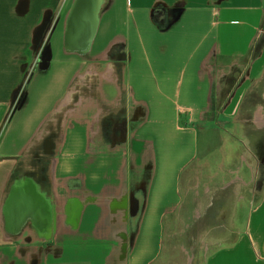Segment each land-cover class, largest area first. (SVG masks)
Returning <instances> with one entry per match:
<instances>
[{
    "label": "crops",
    "instance_id": "1",
    "mask_svg": "<svg viewBox=\"0 0 264 264\" xmlns=\"http://www.w3.org/2000/svg\"><path fill=\"white\" fill-rule=\"evenodd\" d=\"M74 3L0 0V264H177L166 236L194 163L235 136L240 145L242 122L264 109V46L243 61L264 32V0H104L84 51L65 44ZM170 9L178 19L160 26L154 13L167 24ZM124 93L143 111L112 136L101 106ZM42 140L34 186L45 200L31 211L41 219L30 212L12 233L7 204L25 207L28 155ZM204 264H264V188L245 229Z\"/></svg>",
    "mask_w": 264,
    "mask_h": 264
},
{
    "label": "rangeland",
    "instance_id": "2",
    "mask_svg": "<svg viewBox=\"0 0 264 264\" xmlns=\"http://www.w3.org/2000/svg\"><path fill=\"white\" fill-rule=\"evenodd\" d=\"M46 44L47 41L44 47ZM105 89L108 94H117L114 85L106 84ZM125 101L124 93L122 99L116 100L112 105L102 104L103 125L106 131L110 129L111 116L122 119L127 117L129 111V126L132 129L136 123L133 116L137 109L139 114H142L143 108L131 104L129 106V102L127 104ZM262 107L263 105L255 106L248 114L251 120L242 122L240 145L239 137L235 136V139H230L226 144L224 150L216 152L208 160H197L194 163L193 184L187 189L181 206L182 211L178 212L174 222L169 224L172 227H168L166 236L167 246L171 247L170 255L177 260V264H204L207 255L217 245L245 229L250 209L264 188V126L258 128L252 121L253 117L256 119V110L264 114ZM208 115L212 116V107ZM106 138L108 139V136ZM128 141L130 136L124 144ZM35 144L41 151L42 142ZM34 153L29 152L28 166L26 164L25 167V172L31 175L30 180L33 182L42 180V169L41 166L38 167L39 158ZM141 154L143 157L140 159H143L144 163L150 162L148 151ZM136 160V166L133 167L135 174L140 170ZM147 176L148 170L145 178Z\"/></svg>",
    "mask_w": 264,
    "mask_h": 264
},
{
    "label": "water",
    "instance_id": "3",
    "mask_svg": "<svg viewBox=\"0 0 264 264\" xmlns=\"http://www.w3.org/2000/svg\"><path fill=\"white\" fill-rule=\"evenodd\" d=\"M103 1L104 0H75L65 32V44L68 49L76 51L88 49L98 25ZM26 184L32 185H23L28 198L24 202L25 207L23 209L14 207L13 199H15V197L11 198L7 204V229L12 233H19L27 223L29 213L38 207L37 201L39 202L41 199L43 201L45 200L44 197L36 191L34 182L27 181ZM47 208H49V206H47ZM41 211L46 213L47 210L41 208Z\"/></svg>",
    "mask_w": 264,
    "mask_h": 264
},
{
    "label": "trees",
    "instance_id": "4",
    "mask_svg": "<svg viewBox=\"0 0 264 264\" xmlns=\"http://www.w3.org/2000/svg\"><path fill=\"white\" fill-rule=\"evenodd\" d=\"M169 12L171 14H170V17H169V19L167 21V24H165L162 20H158V16H157L156 12L154 13V20L158 21L159 25L162 26V27H166V26L172 25L178 19L179 10L178 9H170ZM263 27H264V21H263ZM263 46H264V32L260 33V35L256 38L253 46L251 47L250 51L248 52V54L246 55V57L243 60L244 61V65H246L257 53H259L260 50L263 48ZM234 72H235L236 77L233 80L232 84L230 82V85H232L231 88L235 85L236 80L241 75L242 69L237 67L234 70ZM227 93L228 92H226L225 94L227 95ZM212 133L215 134V131H213ZM213 138L216 139V136H213Z\"/></svg>",
    "mask_w": 264,
    "mask_h": 264
},
{
    "label": "flooded vegetation",
    "instance_id": "5",
    "mask_svg": "<svg viewBox=\"0 0 264 264\" xmlns=\"http://www.w3.org/2000/svg\"><path fill=\"white\" fill-rule=\"evenodd\" d=\"M112 55H115V54H112ZM127 123L125 121L124 118L122 119H113L111 121V126H110V129L108 128V131H109V135H112V136H115L117 135L118 137H121V136H127ZM49 135V134H48ZM44 140V138H43ZM43 140H42V143H43ZM50 140V137H45V141H49ZM41 146V144H40ZM32 152H35L34 155H37L39 152H41L39 150V146L37 147V145L35 144L33 146V149H32Z\"/></svg>",
    "mask_w": 264,
    "mask_h": 264
},
{
    "label": "bare ground",
    "instance_id": "6",
    "mask_svg": "<svg viewBox=\"0 0 264 264\" xmlns=\"http://www.w3.org/2000/svg\"><path fill=\"white\" fill-rule=\"evenodd\" d=\"M30 214H31L32 216H34L33 218H36V219H38V220L41 219V217L38 216V215H36L34 212H31ZM46 215H49V208H47Z\"/></svg>",
    "mask_w": 264,
    "mask_h": 264
}]
</instances>
